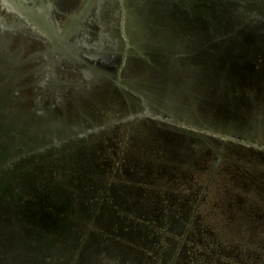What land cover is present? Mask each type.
Segmentation results:
<instances>
[{
  "label": "flooded vegetation",
  "instance_id": "flooded-vegetation-1",
  "mask_svg": "<svg viewBox=\"0 0 264 264\" xmlns=\"http://www.w3.org/2000/svg\"><path fill=\"white\" fill-rule=\"evenodd\" d=\"M96 51L102 67L82 62L104 101L74 95L57 114L21 106L0 40V264H264V204L228 190L208 206L206 165H159L157 188L112 178L142 165L124 147L141 121L264 150L248 141L264 133V0H109ZM248 174L237 183L264 199Z\"/></svg>",
  "mask_w": 264,
  "mask_h": 264
},
{
  "label": "rangeland",
  "instance_id": "rangeland-1",
  "mask_svg": "<svg viewBox=\"0 0 264 264\" xmlns=\"http://www.w3.org/2000/svg\"><path fill=\"white\" fill-rule=\"evenodd\" d=\"M69 1L71 6L60 7L55 0H0V40L15 58L12 64L18 75L15 89L24 108L51 105L59 114L62 105L70 106L74 95L89 93L99 102L105 99L100 91V76L89 72L82 60L101 67L104 64L100 59L103 56L96 54V50L104 46L109 29V0ZM95 41H98L95 49L89 50L86 46ZM88 53L96 58L83 57ZM227 114L237 116L236 113ZM134 124L136 129L124 136V147L132 155L143 151L138 155L140 159L133 157L142 165L135 161L130 165L123 163L121 166L128 174L118 178L119 173L115 172L114 182L157 188L163 182L156 173L159 165L171 163L183 170L186 167L199 170L206 165L198 174H203L204 179L209 177L205 195L208 206L217 207L228 190H241L248 198L264 204L255 186L237 183L243 175L250 176L248 173L256 177L254 181L264 180V150L242 146L238 141L213 142L202 134L193 135L188 129L173 125H156L149 129L147 122L141 121L129 126ZM151 133L159 138L150 140ZM248 136H251L248 141L264 144L260 126ZM208 143L215 144L209 146ZM185 149L190 151L184 156ZM118 157L119 166L122 156Z\"/></svg>",
  "mask_w": 264,
  "mask_h": 264
},
{
  "label": "water",
  "instance_id": "water-1",
  "mask_svg": "<svg viewBox=\"0 0 264 264\" xmlns=\"http://www.w3.org/2000/svg\"><path fill=\"white\" fill-rule=\"evenodd\" d=\"M217 135V134H216ZM224 138H227V139H230V140H233L234 138L232 137V136H225ZM252 146H254V147H262V148H264V146H259L257 143H252Z\"/></svg>",
  "mask_w": 264,
  "mask_h": 264
}]
</instances>
